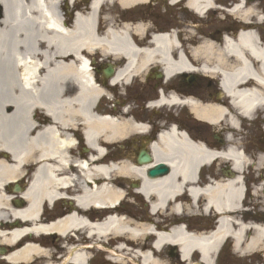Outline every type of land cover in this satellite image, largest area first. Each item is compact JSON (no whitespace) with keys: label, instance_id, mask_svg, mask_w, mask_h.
Wrapping results in <instances>:
<instances>
[{"label":"flooded vegetation","instance_id":"1","mask_svg":"<svg viewBox=\"0 0 264 264\" xmlns=\"http://www.w3.org/2000/svg\"><path fill=\"white\" fill-rule=\"evenodd\" d=\"M92 3L93 0L64 2V24L72 26L74 14ZM96 9L95 30L101 35L108 30L126 31L127 48L139 54L129 60L126 55L105 54L100 50L85 55V71L97 87L90 110L118 130L107 127L99 133L95 148L100 153L89 148L73 98L77 88L69 84L65 99L57 105L61 122L58 128L73 141L70 158L75 159L77 154V159L89 161L94 151L93 157L98 160L117 165L123 162L124 177L114 173L110 179L111 187L120 191L121 196L113 192L106 209H99L95 202L79 207L77 198L82 189L92 191L102 181L97 177L86 181L81 175L76 179L77 165L70 163L67 178L73 182L63 188L58 185L59 199L50 203L43 200L39 215L48 219L45 225L64 212L79 213L92 225L109 214L117 218L123 214L132 226L148 227L155 234L168 235L179 228L188 233L211 232L218 218L213 210L204 211V198L198 191L216 178L214 166L205 168L193 180L185 178L180 166L172 163L176 157L167 139L184 134L191 143H199L207 151L243 148L250 158L255 152H264V109L246 117L239 105L232 103L221 77L222 72L236 75L243 66L249 67L256 78L261 77L256 50L264 52V0H100ZM160 36L166 43L171 40V50L166 57L154 58L157 45L153 41ZM67 61L65 58L60 62ZM180 61L183 66H178ZM254 76H238L235 92L256 90L264 95V85L255 82ZM208 109L219 110L223 116L214 122L207 116ZM36 111L37 126L52 123L41 110ZM228 118L234 121V127L229 125ZM120 132L122 135H116ZM56 167L53 164V169ZM261 174L243 177L247 192L253 194V189H260ZM54 176L57 182L65 178L57 170ZM145 182L154 188L143 193ZM157 200L166 204L163 210L151 209ZM192 200L197 202L193 204ZM248 205V202L243 205V214L231 217L242 224L264 226V214L250 216ZM175 207L179 210L175 211ZM70 235L71 250H82L87 264H110V255L124 258L121 250L133 246L122 235L101 241L96 236L91 238L86 229ZM47 237V242L53 238ZM245 249V243L236 248L228 239L213 264H264L261 255L255 259ZM11 250L0 244V264H11L5 259ZM173 252L171 264H180L178 251ZM190 262L199 263L198 257H191Z\"/></svg>","mask_w":264,"mask_h":264},{"label":"bare ground","instance_id":"2","mask_svg":"<svg viewBox=\"0 0 264 264\" xmlns=\"http://www.w3.org/2000/svg\"><path fill=\"white\" fill-rule=\"evenodd\" d=\"M99 1L93 0L90 7L80 9L75 14L72 26H63L61 6L64 0H0V244L12 248L5 258L11 264H86V255L82 250L69 251L63 258L51 256L48 249L50 246L44 242L51 233L62 238L70 232L87 229L89 235L97 234L100 237L97 238L98 241L108 236V232L114 236H128L134 241L152 234L148 228H129L128 223L119 217L104 218L90 225L79 213H62L60 218L47 226L44 223L48 219H42L39 215L41 202L46 199L50 203L59 199L56 187L69 185L71 180L68 181L67 177L72 168L69 167L70 163L77 165L76 179L79 175L88 180L95 175L110 179L114 170L118 175L124 174L123 163L103 165V160L93 157L94 151L91 152L89 161L87 158L77 159V154L75 159L70 158L69 148L73 141L58 128L61 122L57 105L65 99L64 94L68 92L69 84L77 87L73 98L77 101V117L83 123L84 137L89 148L100 153L95 148L99 133L107 127L118 130L108 120H99L90 110L91 101L97 96V87L92 84L90 75L85 71L86 57H82V51L93 55L98 49L105 54L126 55L128 60L137 58L139 54L127 48L126 31L115 33L108 30L106 34L100 35L95 30ZM153 42L157 46L152 57H166L171 50V40L166 43L160 36ZM256 52L262 66L261 73L264 74V52L259 49ZM68 55L75 60L66 58ZM65 58L68 60L66 64L60 62ZM183 63L180 61L178 66H183ZM248 75L253 73L245 66L236 75L222 72V86L236 96L239 93L233 87L237 77ZM258 79L264 83V75ZM235 99H240L237 105L244 111L243 114L248 115L260 107L264 109V97L256 92L240 93ZM37 109L51 118L52 123L37 126ZM207 111L208 118L214 122L223 116L219 110ZM230 123L234 124L232 120ZM116 135L120 136L122 132ZM167 142L173 149L172 155L176 157L172 159V163L178 164L190 180L200 167L209 162L221 160L231 165L238 175L248 165L242 152L233 148L219 152L206 151L200 144L189 142L187 136L182 134L169 136ZM53 164L57 165L55 169ZM54 170L64 173L65 178L55 181ZM29 171H33L34 175L31 176ZM90 172L93 173L92 176ZM27 177L26 188L18 195L24 202L22 206H15L13 202L17 197L11 192L12 184H23ZM111 185L109 180L92 191L84 187L77 198L79 207L91 202L103 206L114 197L113 192L120 195ZM213 186L203 191L208 207L218 211L237 210L236 205L241 198L240 178L223 180L220 185ZM153 188L154 185L148 182L142 185L143 193ZM164 206L163 200H157L151 205V209L157 211ZM229 225L228 219L223 220L218 232L209 238H197L180 229L169 235L158 234L154 236L151 252L139 250L133 252L131 257L141 264H160L154 260V256L165 245L174 244L184 261L194 252L199 255L203 264H212L210 259L225 235L235 241L236 248L243 244L240 242L245 235H250L251 239L245 240V250L253 253L262 250L264 254V228L237 224L235 228L238 230L232 231Z\"/></svg>","mask_w":264,"mask_h":264},{"label":"rangeland","instance_id":"3","mask_svg":"<svg viewBox=\"0 0 264 264\" xmlns=\"http://www.w3.org/2000/svg\"><path fill=\"white\" fill-rule=\"evenodd\" d=\"M261 158V157H260ZM219 164V168L223 165V164H221L220 162L218 163ZM259 165L262 167V166H264V161H262V162H259ZM263 204H264V201H263ZM58 246H60V245H64L63 244V242H62V244L60 243H56ZM68 248H69V246H68ZM50 250H52V249H50Z\"/></svg>","mask_w":264,"mask_h":264}]
</instances>
